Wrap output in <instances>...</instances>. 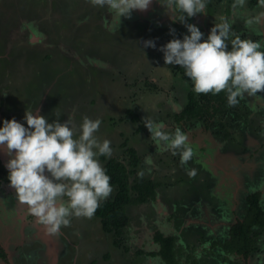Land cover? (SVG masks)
<instances>
[{"label":"rangeland","instance_id":"374dc122","mask_svg":"<svg viewBox=\"0 0 264 264\" xmlns=\"http://www.w3.org/2000/svg\"><path fill=\"white\" fill-rule=\"evenodd\" d=\"M205 2L204 13L182 23L185 14L170 12L166 0H152L146 11L121 17L119 26L107 7L89 0H0V119L14 118L27 127L25 110L38 108L49 123L72 116L78 126L84 116L98 118L96 136L112 148L110 157H98L102 166L108 158L121 159L130 186L137 174L158 183L150 200L126 206L130 223L114 243L96 214L72 216L59 235L47 234L17 201L10 182H1L0 245L9 258H0V264H165L140 250H157L154 233L169 227L183 239L181 264H264V226L256 228L248 258L214 244L245 215L251 191L261 190L264 209V92L245 94L214 115L210 108L202 117L178 119L193 84L179 65H165L159 51L190 35L186 24L196 25L206 40L221 17L230 25L229 50L235 36L264 44V5ZM146 40L156 47H144ZM194 94L204 102L203 94ZM145 118L163 122L166 131L185 132L192 159L181 163L178 154L160 151ZM130 147L136 149V165ZM0 156L7 163L9 157L2 151Z\"/></svg>","mask_w":264,"mask_h":264},{"label":"clouds","instance_id":"9594fccd","mask_svg":"<svg viewBox=\"0 0 264 264\" xmlns=\"http://www.w3.org/2000/svg\"><path fill=\"white\" fill-rule=\"evenodd\" d=\"M89 2L94 7H107L120 26L121 17L131 18L133 10L146 11L152 0ZM239 3L243 4L244 0ZM260 3L264 5V0ZM163 6L170 12L185 14L179 19L183 23L186 17L204 13L206 2L166 0ZM220 19L222 22L211 28L206 40L196 25L186 24L190 35H184L182 40H170L159 51L163 52L165 65H179L184 69L195 93L216 95L225 91L231 107L245 94L254 97L264 92V44L235 36L229 50L230 25L223 17ZM174 31L171 30L173 34ZM143 43L144 47H156L153 40ZM39 113V108L25 110L27 127L14 118L4 120L0 127V151L9 157L4 163L17 201L47 234L55 236L62 226L69 225L70 217L91 218L100 202L110 196L111 178L98 157H110L112 148L109 140L101 141L96 136L102 123L98 118L84 116L77 126L72 116L63 123L59 118L49 123ZM144 125L160 151L178 154L181 163L192 159L194 152L188 135L179 127L169 132L163 122L146 118ZM147 162L151 163L150 157ZM189 175L194 177L195 170Z\"/></svg>","mask_w":264,"mask_h":264},{"label":"trees","instance_id":"16d2710c","mask_svg":"<svg viewBox=\"0 0 264 264\" xmlns=\"http://www.w3.org/2000/svg\"><path fill=\"white\" fill-rule=\"evenodd\" d=\"M180 67V66H179ZM181 68V67H180ZM184 72V69L181 68ZM187 104L182 108L177 117H202L204 111H209L214 115L219 109L225 108L227 103V93L221 91L219 94L211 93L203 94L204 102H199L193 91H190ZM10 120L8 117L0 119V127L3 126L4 120ZM131 156V161L134 165L137 164L138 155L136 149L130 147L128 149ZM0 156V183L8 180V169ZM107 174L110 176L111 187H114L115 192L112 197L102 200L95 214L99 217L104 229L107 232H112L116 236L122 234L125 226L129 223V216L126 212L128 204H137L147 201L156 194L158 183L151 178L137 174L134 181L129 185V177L127 166L121 159L108 158L103 166ZM135 193L132 195L131 191ZM247 211L242 218L234 221L228 230V237L224 241H215L214 244L220 245L226 253H236L248 258L251 254V248L256 241V228L264 226V209L261 203V192L253 191L246 196ZM12 206V205H11ZM11 210L10 213H12ZM32 221H28L31 224ZM27 230V229H26ZM154 238L159 243L158 253L165 264H180L177 257L176 248L179 245L174 241V237L170 234L156 232ZM117 243V239L114 240ZM9 244L6 248H8ZM8 251L0 245V258H9ZM11 264L7 262V264Z\"/></svg>","mask_w":264,"mask_h":264},{"label":"flooded vegetation","instance_id":"af4514ba","mask_svg":"<svg viewBox=\"0 0 264 264\" xmlns=\"http://www.w3.org/2000/svg\"><path fill=\"white\" fill-rule=\"evenodd\" d=\"M257 190H259L260 192H261V190L260 189H257ZM253 191H256V190H253ZM253 191H251V192H253ZM250 192V193H251ZM148 200H150V199H148ZM147 200V201H148ZM144 202H146V201H144ZM140 203H142V202H140ZM138 204V203H137ZM128 214V213H127ZM129 216V215H128ZM129 223H130V217H129ZM128 223V224H129ZM127 224V225H128ZM126 225V226H127ZM126 226H125V228H126ZM125 228H124V230H125ZM172 229V227H169V228H167V230L166 231H160V230H157L156 232H162V233H164V234H170V235H172L173 237H174V241L176 242V244L177 245H180L181 244V242H183V239H182V237H181V235L179 234V236H178V238H177V236H176V234L173 232V230H171ZM124 230H123V232H122V234H120L119 236H116L114 233H112V232H109L110 234H111V237L112 236H114L113 237V242L115 243V241L114 240H116L117 239V243H118V241L120 240V238H121V236L123 235V233H124ZM155 232V233H156ZM155 233H154V235H155ZM154 235H153V237H154ZM146 239H147V237H142L141 239H140V242H142V243H145V245L147 244V242H146ZM155 239V238H154ZM156 241V240H155ZM181 241V242H180ZM157 242V245H158V249H159V243H158V241H156ZM180 244H179V243ZM158 249L157 250H153V251H151V252H146V250H140V254L141 253H144V254H152V255H157V256H159V258L161 259V257H160V255L158 254V253H156L157 251H158ZM180 250V246H178V248H176V251H177V257H178V251ZM156 253V254H155ZM162 260V259H161ZM180 263V262H179ZM181 264V263H180Z\"/></svg>","mask_w":264,"mask_h":264}]
</instances>
